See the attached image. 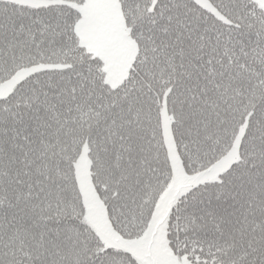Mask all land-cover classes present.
I'll list each match as a JSON object with an SVG mask.
<instances>
[{"label":"snow or ice","instance_id":"6c2138e0","mask_svg":"<svg viewBox=\"0 0 264 264\" xmlns=\"http://www.w3.org/2000/svg\"><path fill=\"white\" fill-rule=\"evenodd\" d=\"M0 264H264V0H0Z\"/></svg>","mask_w":264,"mask_h":264}]
</instances>
